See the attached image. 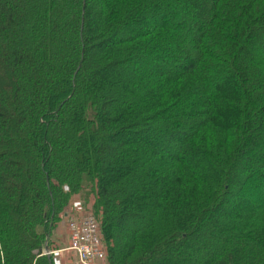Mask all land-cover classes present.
<instances>
[{
    "label": "trees",
    "instance_id": "16d2710c",
    "mask_svg": "<svg viewBox=\"0 0 264 264\" xmlns=\"http://www.w3.org/2000/svg\"><path fill=\"white\" fill-rule=\"evenodd\" d=\"M136 58L134 82L103 75ZM148 130L149 145L130 140ZM252 150L264 184V0H0V264H54L46 245L91 196L107 264L185 262ZM243 204L214 264H264V192ZM140 206L150 222L130 237Z\"/></svg>",
    "mask_w": 264,
    "mask_h": 264
},
{
    "label": "rangeland",
    "instance_id": "374dc122",
    "mask_svg": "<svg viewBox=\"0 0 264 264\" xmlns=\"http://www.w3.org/2000/svg\"><path fill=\"white\" fill-rule=\"evenodd\" d=\"M155 16H157V18H159L160 20L165 19L163 16H161V13H154L152 15H149L144 19V22H143L144 26L138 27V30L146 29L150 23V20L153 19V17ZM178 16L180 18H178L176 15L171 16V21H176V20L182 21L183 17L180 15ZM92 20L95 22H98L99 19L96 14L93 15ZM185 25L186 24H183V26ZM192 25H186L187 30L190 32H193L196 35L197 30L202 28V25H200L199 23L197 24L194 23V26ZM131 27H133V25L130 26V28ZM129 34L130 33L125 31V28H122V30L119 31V33H117L116 35L119 38H121L123 36H129ZM74 45L75 43L72 45L71 47L72 49ZM141 57L140 59H142ZM177 58H179L182 65L188 64L186 63L187 61L184 60L182 56L181 57L178 56ZM166 60L167 59L162 53L161 56L158 55V60L156 61V64L168 63L164 65L171 67L173 65L172 60L169 62H166ZM193 61H194V58L192 56L191 62ZM143 66H144L143 63H141L139 58H136L132 65L121 68L117 70L115 73H113V71L110 70L108 73H104L103 75L107 76V78L110 80V82L112 83L114 87L119 88L121 82L124 84L125 83L127 84L128 82H134L136 80V76H140V74H143V72H146L148 69H145ZM31 87H33V85ZM28 91L30 92V90ZM171 122L173 123V121ZM168 125L170 127L169 130L179 131L181 134L189 133L192 127L191 125L187 123H180L178 126H175L174 124H172L173 126L171 124H166V125L163 124L159 127V129H165L166 126ZM151 132H152L151 130H148L144 133L137 134L136 136L132 135L130 137V140L138 142L140 139H142L140 142L141 144L149 145L148 139H151ZM182 145H183L182 142L177 144L178 148L181 147ZM163 147L164 146H161V145L154 147L155 148L154 154L158 157L161 156L160 154L163 151L162 150ZM253 150L250 153H248L240 163V166L237 170V175L235 176V179L233 182L232 193L229 196L230 198L227 201L222 203L218 211H215L210 215L209 219L206 220V223H204V225L200 226L201 232L198 235L199 237L197 238V240L194 241L193 243L188 244L185 247L186 261L180 262L178 261V259H175V262H172L171 264H207V263L214 264V262H216V259L222 253V250L227 251L228 249L233 248V246H235L233 244H225L224 240H221V235H220L221 231H225L224 228L228 225L227 220L234 217L232 215L233 208L237 206H241L240 205L241 203H244L243 205L246 204L247 206L249 204L256 203L259 195L264 192V184L262 183L263 180L261 179L263 178L261 174L262 172L261 169H263V162L259 161L255 157V154L252 153ZM72 151L70 152L72 153ZM122 161L123 160L121 157L116 159L117 163L111 161L109 166L111 170L110 174L112 176L116 175L115 165L118 166L119 165L118 163ZM256 177H261V178L256 179ZM87 192L88 190L86 189L85 192L81 193L82 198H84ZM142 200H143V197H137V198L135 197L132 199L134 203H137L139 205ZM93 204H94V197L92 196L89 198V201L87 204H85L82 200L75 199V198L71 201L70 206L65 211L66 214L62 216L61 222L58 224V227L55 229L53 233L52 240H53V245L55 247L53 248L54 250L62 249V248L69 246V242H70L69 237H70L71 232L69 231L68 225H67V218H66L67 213L68 215H73V214L76 215L77 216L76 218H80V217L84 218L89 214H93ZM140 209H142L141 210L142 211V217H141L142 222H137L133 225L128 224L127 226L126 232H128L130 237L142 231L144 226L146 227L150 222V215H151L149 213L150 208L146 209L145 207L143 208L141 207ZM66 255H69V254H66ZM66 255L62 256V263L72 264L71 262H73L74 260L73 257L71 255L69 256H66Z\"/></svg>",
    "mask_w": 264,
    "mask_h": 264
},
{
    "label": "built area",
    "instance_id": "2783aa9c",
    "mask_svg": "<svg viewBox=\"0 0 264 264\" xmlns=\"http://www.w3.org/2000/svg\"><path fill=\"white\" fill-rule=\"evenodd\" d=\"M76 215H66L70 233L69 246L50 251L54 264H63L62 256L73 257L72 264H107L106 248L103 244L100 226L93 214L76 218ZM66 255V256H69Z\"/></svg>",
    "mask_w": 264,
    "mask_h": 264
},
{
    "label": "water",
    "instance_id": "95a60500",
    "mask_svg": "<svg viewBox=\"0 0 264 264\" xmlns=\"http://www.w3.org/2000/svg\"><path fill=\"white\" fill-rule=\"evenodd\" d=\"M44 252L46 255H49L50 249L48 245H46Z\"/></svg>",
    "mask_w": 264,
    "mask_h": 264
}]
</instances>
